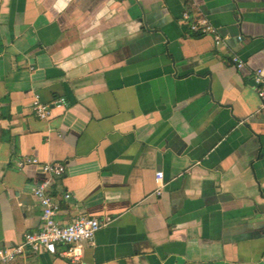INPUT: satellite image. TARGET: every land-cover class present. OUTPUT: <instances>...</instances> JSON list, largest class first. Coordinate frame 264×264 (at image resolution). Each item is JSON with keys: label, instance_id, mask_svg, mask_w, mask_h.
I'll return each mask as SVG.
<instances>
[{"label": "crops", "instance_id": "obj_1", "mask_svg": "<svg viewBox=\"0 0 264 264\" xmlns=\"http://www.w3.org/2000/svg\"><path fill=\"white\" fill-rule=\"evenodd\" d=\"M199 19L223 47L189 30ZM255 69L264 0H0V249L39 226L31 189L44 182L59 222L104 224L76 263L12 264H264ZM23 157L65 171L18 169Z\"/></svg>", "mask_w": 264, "mask_h": 264}, {"label": "built area", "instance_id": "obj_2", "mask_svg": "<svg viewBox=\"0 0 264 264\" xmlns=\"http://www.w3.org/2000/svg\"><path fill=\"white\" fill-rule=\"evenodd\" d=\"M184 18L188 19V16L184 14ZM188 27L192 32L211 37L216 47L225 45L224 39L205 19L191 21ZM229 61L237 70H241L245 66L244 62L235 54L229 55ZM252 82L260 102L259 110L264 112V75L261 69H255L252 72ZM63 103L64 100L59 99L53 102V105ZM31 109L35 117L45 120L50 115L51 105L41 103L38 98H35L31 103ZM27 165H36L44 174L53 177H60L65 171V167L61 163H40L32 157H23L16 162L18 169ZM162 179V173L156 172V193H159L163 187ZM31 193L40 206L39 226L35 231L25 233L21 243L10 248L0 249V264H12L18 257L27 253L41 252L51 255L58 254L72 263L80 261L84 245L93 244L95 234L104 223L96 218L84 216H77L70 222L61 223L56 219L59 205L51 195L48 185L44 182L39 183L31 189ZM64 198L68 199L69 194H65ZM58 247H62V249L58 250Z\"/></svg>", "mask_w": 264, "mask_h": 264}]
</instances>
